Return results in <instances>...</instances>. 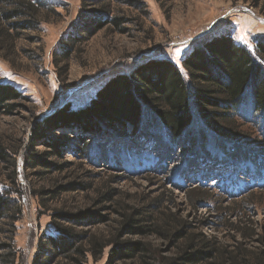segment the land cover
Listing matches in <instances>:
<instances>
[{
    "label": "rangeland",
    "instance_id": "rangeland-1",
    "mask_svg": "<svg viewBox=\"0 0 264 264\" xmlns=\"http://www.w3.org/2000/svg\"><path fill=\"white\" fill-rule=\"evenodd\" d=\"M49 1L57 4L54 13L43 12L34 27L18 29L15 50L0 53V83L11 84L22 92L19 99L0 97V144L17 165L13 167L11 158L10 161L0 159V187L12 185L9 176L14 169L24 187L19 196L23 216L16 223L15 232H11L8 221L0 227V264H32L40 243L45 244L44 237L55 229L54 212L61 208L76 211L90 207L93 199L109 188H115L119 196L109 203L108 221L88 226L75 224L76 230L89 231L96 240L109 244L118 232L123 218L121 212L127 210L118 202L140 208L161 198L165 204L157 213L154 211V218L162 227L174 230L175 219H186L196 232L217 239L221 246L231 250L244 251L245 248L251 256L264 250V189L250 193L255 207L251 208L243 198L230 199L216 187H199L194 183L195 178L184 187L176 188L172 180L184 170L187 161L180 155L166 160L163 155L157 159L161 154L159 150L125 153L113 167L106 163L96 165L89 160L90 152H86V156L70 147L61 157L49 159L53 164L71 163L64 171L38 165L39 160L33 161L37 167L27 169L24 161L29 145L40 152L47 149L43 141L33 135L37 123L54 115L67 103L73 108L87 105L109 80L119 74L132 73L148 60L168 59L182 69V60L196 45L218 35H229L264 64L256 48L258 40L264 44V0H144L148 16L116 3L118 9L133 18L128 24L129 30L123 33L105 26L91 35L82 34L85 29L89 30V25L82 20L83 0ZM182 71L187 77L186 70ZM246 98L230 113L228 127L236 129L240 136L237 140L250 144L264 156V110L252 109L249 91ZM4 103L14 107L8 109L2 106ZM192 110L196 117L198 112L194 104ZM197 125L203 126L202 122ZM52 134L50 136L67 141L79 136V132L65 129ZM76 143L74 141L73 146L76 147ZM80 146L85 148V144ZM45 169L51 173L39 174ZM70 182H90L92 188L64 192L53 199L51 195H43L47 204L46 207L42 205V197L36 192L49 191ZM197 187L200 190L193 191ZM194 194L205 197L195 207L191 201ZM242 226L248 229L246 238L238 231ZM126 238L151 244L163 257L177 254V247L183 243V239L173 243L156 233L123 237ZM90 245L88 243L86 248ZM111 248L107 246L96 254L88 253L83 259L79 254L74 255L77 259L56 257L51 264H142L136 258H110Z\"/></svg>",
    "mask_w": 264,
    "mask_h": 264
},
{
    "label": "trees",
    "instance_id": "trees-1",
    "mask_svg": "<svg viewBox=\"0 0 264 264\" xmlns=\"http://www.w3.org/2000/svg\"><path fill=\"white\" fill-rule=\"evenodd\" d=\"M162 1L170 0H158ZM116 3L149 15L144 0H83L82 20L89 25V30L84 28L82 34L91 35L105 26L126 33L133 18L118 9ZM56 5L49 0H0V53L3 50L13 52L18 29L34 27L35 21L40 22L39 15L54 13ZM72 38L76 40L75 36ZM257 43V51L264 62V44L259 40ZM182 67L187 77L173 61L151 59L132 73L119 74L109 80L87 105L73 108L67 103L59 108L54 115L35 125L33 135L38 141H43L47 149L40 152L29 145L25 150L26 168H35L40 163L41 166L64 171L72 164H53L49 159L61 157V153L70 147L82 155L87 156L86 152H90L89 160L96 165L106 163L113 167L125 153L159 150L161 154L157 159L164 156L171 160L173 156L180 155L187 160L184 170L172 180L176 188L184 187L195 178L194 183L199 187H216L230 199L243 198L251 208H255L250 193L264 189V156L250 144L237 140L236 137L240 136L236 129L228 126L230 113L246 101L248 91L252 109L264 110V64L257 61L247 47L237 44L233 37L218 35L196 45L182 60ZM8 96V99H19L22 92L11 84L0 83V97ZM192 104L197 108V118ZM2 106L11 110L14 107L5 103ZM199 122H202V127L197 125ZM64 129L79 132V136L69 141L50 136L52 132ZM74 141H77L76 147L73 146ZM81 144H85L84 149ZM5 149L0 144V159L10 161L11 158L16 168L15 160ZM35 160L39 162L34 164ZM47 173L51 171L39 172ZM9 177L12 185L0 187V227L8 221L14 233L16 223L23 216L19 196L23 194L24 187L15 169ZM199 187L193 191L200 190ZM80 188L89 190L92 184L70 182L36 194L41 195L42 205L46 207L43 195H51L53 199ZM117 196L119 192L109 188L100 192L90 207L76 211L61 208L54 212L55 229L44 237L45 244L40 243L32 264H51L56 257L77 259L76 254L83 259L88 253L96 254L107 246L112 247L110 258H136L142 264H264V250L255 256L248 255L245 248L244 251L231 250L221 246L217 239L196 232L186 219H175L174 230L157 224L154 211L157 213L165 204L161 198L140 208L118 202L128 211L121 212L123 218L118 232L109 244L96 240L89 231L76 230L75 224L88 226L108 221L109 203ZM203 200L202 194H194L191 198L194 207ZM240 229L238 231L244 238L249 236L246 227ZM152 233L168 237L173 243L183 239L177 247V254L163 257L143 240L123 239L126 235L135 237ZM88 243L90 248H86Z\"/></svg>",
    "mask_w": 264,
    "mask_h": 264
}]
</instances>
